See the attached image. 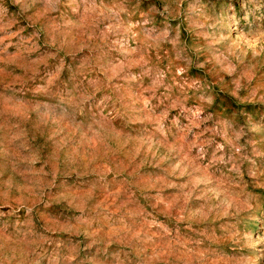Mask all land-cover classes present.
<instances>
[{
  "label": "rangeland",
  "instance_id": "1",
  "mask_svg": "<svg viewBox=\"0 0 264 264\" xmlns=\"http://www.w3.org/2000/svg\"><path fill=\"white\" fill-rule=\"evenodd\" d=\"M0 264H264V0H0Z\"/></svg>",
  "mask_w": 264,
  "mask_h": 264
}]
</instances>
